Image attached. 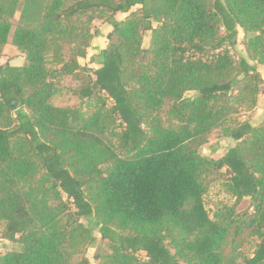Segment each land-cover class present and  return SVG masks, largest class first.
<instances>
[{
    "label": "trees",
    "instance_id": "16d2710c",
    "mask_svg": "<svg viewBox=\"0 0 264 264\" xmlns=\"http://www.w3.org/2000/svg\"><path fill=\"white\" fill-rule=\"evenodd\" d=\"M97 18L112 30L92 68ZM7 43L25 63L0 64V221L16 243L0 264H71L94 230L111 250L98 264H264V120L238 116L264 93V0H0V58ZM61 76L81 77L90 114L51 102ZM217 128L235 143L202 155ZM222 170L251 212L210 217ZM244 231L258 241L237 262L225 248Z\"/></svg>",
    "mask_w": 264,
    "mask_h": 264
},
{
    "label": "rangeland",
    "instance_id": "374dc122",
    "mask_svg": "<svg viewBox=\"0 0 264 264\" xmlns=\"http://www.w3.org/2000/svg\"><path fill=\"white\" fill-rule=\"evenodd\" d=\"M20 12L16 14V18H19ZM126 16L124 13H117L118 19H123ZM112 30V26L106 22L103 18H97L92 22V32L95 33L92 39L91 46L87 49V56L80 58L83 65L95 68L98 65L91 62V57L98 53L100 48L106 47L109 39L108 33ZM244 34L241 31L238 37V42L233 48L232 52L236 58L246 56V50L244 48ZM151 43V31H147L144 34L142 46L148 48ZM9 62L13 65H23L25 63V54L20 51L15 45L7 43L3 47V53L0 58V64ZM255 63L257 68H260L263 81H264V65L259 64L257 61L251 60ZM80 76H61L57 81V91L51 98V102L56 106L61 107H82L83 111L90 114L91 107L87 106L85 100H82L73 93V90L77 88L81 80ZM192 95V94H191ZM238 116L240 119H256V125L260 124L264 120V93L258 95L257 103L249 110H242ZM160 120L163 127L172 129L174 126V120L167 113L163 111L160 113ZM254 121V120H253ZM235 141L224 135L222 128L214 129L208 136L207 142L200 146V152L202 155L212 158L221 157L226 150L232 146ZM228 174L225 170H222V174H211L208 177V189L204 195V202L206 209L213 219H218L222 211L234 209L238 213L251 212L253 207L251 206V199L249 197H243L237 199L233 193L228 189ZM4 223L0 221V254L6 251L12 250L16 247L14 241L8 240L3 237ZM93 235L95 237V244L93 246L83 245L81 250L73 255L71 264H98V253L107 254L111 253L106 242L101 238L98 230H94ZM226 245V255H234L237 262H241L244 257L253 254L256 248L257 238L250 235L248 231L242 232L237 236L233 242ZM172 248V247H171ZM138 258L140 260L145 259V253H139ZM182 264H184L182 262Z\"/></svg>",
    "mask_w": 264,
    "mask_h": 264
},
{
    "label": "crops",
    "instance_id": "0c3cea01",
    "mask_svg": "<svg viewBox=\"0 0 264 264\" xmlns=\"http://www.w3.org/2000/svg\"><path fill=\"white\" fill-rule=\"evenodd\" d=\"M258 70H259V71H261V69H260V68H258ZM253 120H254V121H253ZM255 120H256V119H252V120H251V123H252V124H254V125H256V124H257V122H256Z\"/></svg>",
    "mask_w": 264,
    "mask_h": 264
}]
</instances>
